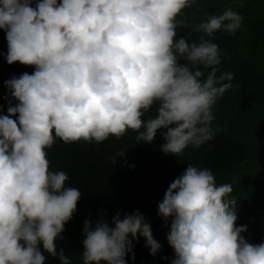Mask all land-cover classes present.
Segmentation results:
<instances>
[{
	"label": "clouds",
	"instance_id": "9594fccd",
	"mask_svg": "<svg viewBox=\"0 0 264 264\" xmlns=\"http://www.w3.org/2000/svg\"><path fill=\"white\" fill-rule=\"evenodd\" d=\"M197 2L38 0L32 7V0H0L7 63L35 67L6 82L18 103L0 116V264H45L41 245L70 264L56 241L82 194L65 187L66 172L50 170L45 149L56 138L102 143L132 130L151 143L166 129L160 150L176 157L213 139L212 108L233 87L234 74L217 76V44L176 38L188 26L177 17ZM242 19L229 8L193 27L208 37L221 29L235 34ZM155 103L157 114L144 119ZM232 192L193 165L170 183L158 215L172 218V264H264V242L249 243L247 226L236 225ZM83 233V264H127L140 236L150 255L161 249L139 210L123 219L118 213L112 226L86 220Z\"/></svg>",
	"mask_w": 264,
	"mask_h": 264
},
{
	"label": "trees",
	"instance_id": "16d2710c",
	"mask_svg": "<svg viewBox=\"0 0 264 264\" xmlns=\"http://www.w3.org/2000/svg\"><path fill=\"white\" fill-rule=\"evenodd\" d=\"M233 0H198L196 5L183 10L182 16L188 25L177 29V39L186 38L189 43H199L201 37L219 46L221 64L217 76L224 72L233 73V87L227 90L213 105L210 127L214 137L199 148L189 146L181 156L165 154L160 145L165 143L161 135L166 129L157 130L153 142L137 139L138 133L128 130L117 139L110 136L102 143H97V157L102 164L116 170L120 175L127 193L142 199L134 205H126L124 212L112 211L109 201L95 203L93 209H79L64 226L62 239L56 241L60 250L68 256L70 264H83V228L86 220L93 224L97 220H106L112 226V218L118 213L123 219L126 214L137 210L151 225L153 238L160 245V251L150 255L146 240L142 236L133 240V252L125 257L127 264H172L174 249L168 243L171 219L165 221L158 215V203L171 182L183 174L188 165L211 170L217 185L231 184L230 197L236 200L237 226H247L244 238L252 244L264 242V0H240L237 9L242 15V23L235 34H228L223 29L212 37L203 32L194 31V25L206 21L213 15L222 14ZM38 0H32L35 7ZM6 38V32L0 29ZM20 75L35 71L34 66L15 63ZM205 77L208 69H203ZM227 82V81H225ZM11 104L0 91V116L8 115ZM159 104L155 103L143 117L147 119L157 114ZM143 129H141L142 131ZM52 147L60 160L71 165L89 179L102 175L101 168H92L88 151L80 141L66 144L59 138ZM123 153V155H119ZM132 167V168H131ZM107 181V180H106ZM109 203V205H108ZM111 205V206H110ZM109 207H111L109 209ZM45 264H61L58 256L53 257L43 250Z\"/></svg>",
	"mask_w": 264,
	"mask_h": 264
},
{
	"label": "rangeland",
	"instance_id": "374dc122",
	"mask_svg": "<svg viewBox=\"0 0 264 264\" xmlns=\"http://www.w3.org/2000/svg\"><path fill=\"white\" fill-rule=\"evenodd\" d=\"M242 1L233 0L228 3L227 9L237 11L241 6ZM226 9V10H227ZM8 52L7 39L0 34V91L8 100V103L12 107L16 106L18 101L12 97L10 89L7 87L6 82L14 77H19L20 72L16 64L9 65L6 60ZM12 119H18V114L12 116ZM84 149L88 151L89 162H91L92 168H101L102 175L100 178L93 179V182L88 177L80 173V170H75L71 165L67 164L63 160L58 159L59 156L56 150L51 147L45 149L47 152V159L50 162L51 171H64L67 173L69 179L65 183V187L77 188L82 196L77 204V210L88 209L92 210L95 203L109 201L112 207V211H120L121 214L127 212L124 208L126 205H134L135 202L141 201L140 196L135 197L127 193L120 180V175L116 170H112L111 167L102 164L101 158L97 157V143L80 141ZM132 168V167H131ZM107 180V181H106ZM109 205V203H108ZM109 207V209L111 208ZM76 210V211H77Z\"/></svg>",
	"mask_w": 264,
	"mask_h": 264
}]
</instances>
